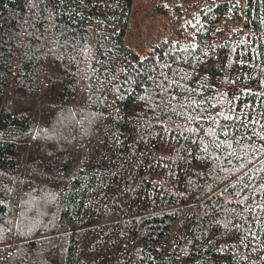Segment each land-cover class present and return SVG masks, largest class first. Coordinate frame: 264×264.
<instances>
[{
  "label": "trees",
  "instance_id": "1",
  "mask_svg": "<svg viewBox=\"0 0 264 264\" xmlns=\"http://www.w3.org/2000/svg\"><path fill=\"white\" fill-rule=\"evenodd\" d=\"M148 2L0 0V264H264V0Z\"/></svg>",
  "mask_w": 264,
  "mask_h": 264
},
{
  "label": "rangeland",
  "instance_id": "2",
  "mask_svg": "<svg viewBox=\"0 0 264 264\" xmlns=\"http://www.w3.org/2000/svg\"><path fill=\"white\" fill-rule=\"evenodd\" d=\"M137 4L142 7L136 16V20L138 21V26L132 29L133 33H141L143 35V29L140 27L143 22H145L151 14V18L149 19V26L152 27L153 33L162 30L161 26L164 27V17L161 14H154L152 9L150 8L148 0H137ZM148 11H146V10ZM142 42H144V36H142Z\"/></svg>",
  "mask_w": 264,
  "mask_h": 264
}]
</instances>
